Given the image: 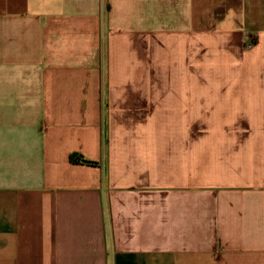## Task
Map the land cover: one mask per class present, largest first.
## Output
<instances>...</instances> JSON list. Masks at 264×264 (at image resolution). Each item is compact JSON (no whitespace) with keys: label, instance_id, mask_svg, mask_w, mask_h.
Masks as SVG:
<instances>
[{"label":"crops","instance_id":"obj_1","mask_svg":"<svg viewBox=\"0 0 264 264\" xmlns=\"http://www.w3.org/2000/svg\"><path fill=\"white\" fill-rule=\"evenodd\" d=\"M0 264H264V0H0Z\"/></svg>","mask_w":264,"mask_h":264},{"label":"trees","instance_id":"obj_2","mask_svg":"<svg viewBox=\"0 0 264 264\" xmlns=\"http://www.w3.org/2000/svg\"><path fill=\"white\" fill-rule=\"evenodd\" d=\"M71 161L73 162H78V163H85L88 165H96L97 163L95 161L92 160H88L86 158H84L82 155L80 154H72L70 156Z\"/></svg>","mask_w":264,"mask_h":264}]
</instances>
